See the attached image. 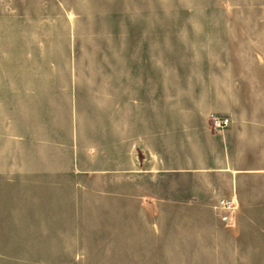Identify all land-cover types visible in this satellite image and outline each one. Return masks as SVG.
Returning <instances> with one entry per match:
<instances>
[{
  "label": "rangeland",
  "instance_id": "1",
  "mask_svg": "<svg viewBox=\"0 0 264 264\" xmlns=\"http://www.w3.org/2000/svg\"><path fill=\"white\" fill-rule=\"evenodd\" d=\"M143 62L168 129L220 104L264 118V0H0V133L115 132L118 76ZM111 165L0 180V264H264V172L241 175L227 213L219 170Z\"/></svg>",
  "mask_w": 264,
  "mask_h": 264
},
{
  "label": "crops",
  "instance_id": "2",
  "mask_svg": "<svg viewBox=\"0 0 264 264\" xmlns=\"http://www.w3.org/2000/svg\"><path fill=\"white\" fill-rule=\"evenodd\" d=\"M147 66L143 62L136 70L128 69L125 76H118L125 77V80L118 82L120 87L113 99L117 101V114L125 115L117 116L113 121L115 132L95 129L92 137L81 139L82 129L79 127L76 138L72 140L70 121L67 120L66 131L64 129L57 135L53 133V136L48 133L45 138H39L33 132L31 137H35L26 139L11 127L0 133V180L7 178L16 182L24 171L32 174L34 181L45 174L64 177L72 173L106 172L109 170L98 168V164L104 157H109L112 172L126 170L135 173L141 169L144 172L196 173L219 170L228 177L230 185L226 187L232 191L223 197L237 204L233 190L241 175L264 172V168L256 167L254 161L244 160L257 157L259 154L256 153H264V118L241 117L231 106L220 104L190 112V118L182 123L175 122L174 128L168 129L167 119L160 109L158 116L152 117L156 110L152 111V80ZM219 115L233 116L231 128L212 130L209 121ZM44 125L52 124L49 121ZM24 156L33 158L25 167ZM39 157H47L48 163L39 165ZM71 157L75 161L74 167L71 166ZM84 160L91 166L83 168ZM122 164L124 166L120 167Z\"/></svg>",
  "mask_w": 264,
  "mask_h": 264
},
{
  "label": "built area",
  "instance_id": "3",
  "mask_svg": "<svg viewBox=\"0 0 264 264\" xmlns=\"http://www.w3.org/2000/svg\"><path fill=\"white\" fill-rule=\"evenodd\" d=\"M212 125L217 130L225 129L230 125V118L223 117V116H214L212 118ZM219 207L222 210H225L227 213L228 212L230 213L232 209L234 208V201L232 199H226V198L220 199ZM223 218H224V221H228L230 220V215L225 214Z\"/></svg>",
  "mask_w": 264,
  "mask_h": 264
}]
</instances>
